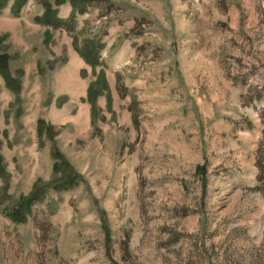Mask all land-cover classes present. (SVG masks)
<instances>
[{"label":"rangeland","instance_id":"rangeland-1","mask_svg":"<svg viewBox=\"0 0 264 264\" xmlns=\"http://www.w3.org/2000/svg\"><path fill=\"white\" fill-rule=\"evenodd\" d=\"M0 264H264V0H0Z\"/></svg>","mask_w":264,"mask_h":264},{"label":"trees","instance_id":"trees-1","mask_svg":"<svg viewBox=\"0 0 264 264\" xmlns=\"http://www.w3.org/2000/svg\"><path fill=\"white\" fill-rule=\"evenodd\" d=\"M72 4H73V6H75V4H76V2L78 1V0H69ZM73 17H71V18H69V19H67V20H60V19H48V25L49 26H51V27H54V28H57V27H65V26H67V23H69V24H73L74 22H73V20L74 19H72ZM86 56H87V54H88V52H86V53H84ZM82 55V57H83V59L86 61V62H89V64H92L93 62H91L90 60H88V58L85 56V55ZM29 201L32 203L33 202V200L32 199H30L29 198ZM13 213V214H12ZM11 214H9V217L11 218V219H13V220H16V216H19V217H21V215H20V211H18V212H12Z\"/></svg>","mask_w":264,"mask_h":264}]
</instances>
